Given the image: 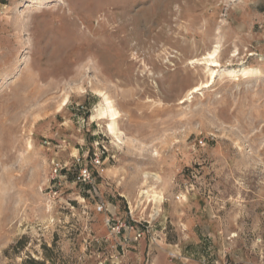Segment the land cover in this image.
Segmentation results:
<instances>
[{
	"label": "rangeland",
	"instance_id": "374dc122",
	"mask_svg": "<svg viewBox=\"0 0 264 264\" xmlns=\"http://www.w3.org/2000/svg\"><path fill=\"white\" fill-rule=\"evenodd\" d=\"M0 264H264V0H0Z\"/></svg>",
	"mask_w": 264,
	"mask_h": 264
},
{
	"label": "bare ground",
	"instance_id": "6f19581e",
	"mask_svg": "<svg viewBox=\"0 0 264 264\" xmlns=\"http://www.w3.org/2000/svg\"><path fill=\"white\" fill-rule=\"evenodd\" d=\"M155 4H156V1H155ZM154 4V6L156 7V5ZM215 53V52H214ZM213 53H209L208 55L211 56ZM196 88H192L191 89V93L195 91ZM105 103L107 104L108 106V112H109V116L111 118V122L109 123V128L111 130L112 133L115 134V131H116V120L117 118L119 117V112L116 110V108H114L111 104V101L105 97ZM154 193V197L156 199V197L158 198L159 196L153 191Z\"/></svg>",
	"mask_w": 264,
	"mask_h": 264
},
{
	"label": "built area",
	"instance_id": "2783aa9c",
	"mask_svg": "<svg viewBox=\"0 0 264 264\" xmlns=\"http://www.w3.org/2000/svg\"><path fill=\"white\" fill-rule=\"evenodd\" d=\"M93 163L95 166H99L101 164V160L99 159L98 156H95V158L93 159ZM60 170H61V168L58 167V165L56 164V166L53 169L54 173H57ZM90 178H91V174H90L89 169L87 167H82L79 169L78 179L80 181L89 182ZM99 208L101 209V207H99Z\"/></svg>",
	"mask_w": 264,
	"mask_h": 264
}]
</instances>
